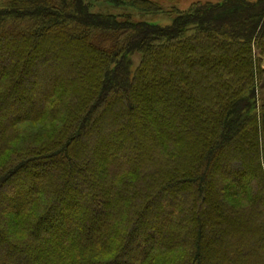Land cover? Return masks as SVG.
Returning a JSON list of instances; mask_svg holds the SVG:
<instances>
[{
    "label": "trees",
    "instance_id": "1",
    "mask_svg": "<svg viewBox=\"0 0 264 264\" xmlns=\"http://www.w3.org/2000/svg\"><path fill=\"white\" fill-rule=\"evenodd\" d=\"M97 4L0 0V264H264V0Z\"/></svg>",
    "mask_w": 264,
    "mask_h": 264
},
{
    "label": "rangeland",
    "instance_id": "2",
    "mask_svg": "<svg viewBox=\"0 0 264 264\" xmlns=\"http://www.w3.org/2000/svg\"><path fill=\"white\" fill-rule=\"evenodd\" d=\"M208 1L219 2L222 0H159L160 4L163 7L164 12H160L156 14H143L132 9H123V8L114 7L111 4L94 5L92 11L96 13L113 14L116 16L129 15L135 21H143L150 24L166 26L172 23V20L175 15L174 14L175 10L173 9L176 8L177 10H187L195 2H208ZM172 10L174 12H171Z\"/></svg>",
    "mask_w": 264,
    "mask_h": 264
}]
</instances>
